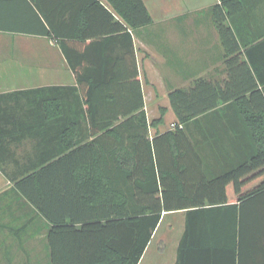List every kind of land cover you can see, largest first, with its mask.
I'll list each match as a JSON object with an SVG mask.
<instances>
[{
    "label": "trees",
    "instance_id": "trees-1",
    "mask_svg": "<svg viewBox=\"0 0 264 264\" xmlns=\"http://www.w3.org/2000/svg\"><path fill=\"white\" fill-rule=\"evenodd\" d=\"M109 2L132 28L152 21L142 0ZM240 4V0H220L212 7L228 72L225 88L223 82L200 78L188 88L170 90L177 119L170 130L149 137L137 64L130 80L134 104L111 108L105 102V107H98L90 92L110 87L121 78L100 81L80 74L68 60L79 88L90 87L88 94L82 92L86 107L70 114L88 119L87 133L72 137L68 133L80 126L61 125L51 155L44 140L34 155L14 157L8 151L13 141L7 138L20 143L23 138L37 137L46 124L13 118L64 116L59 103L52 109L41 103L32 108L29 99L22 105L17 101L16 108L0 110V170L20 195L17 203L28 204L33 216L45 221L50 264H138L162 213L179 210L185 211V223L175 264H254L256 249L262 250L259 255L264 264V170L259 167L264 163V126L247 122L243 128L251 138L240 141L238 123L207 117L217 111L219 103L239 102L246 93L251 98H244L245 102L258 95L264 103L258 91V81L264 83V78L254 77V66L240 59L241 44L229 25L240 12ZM63 5L62 0L56 5L52 0H0V31L59 39L64 50V39L72 36L61 32L55 21ZM129 40L133 53L131 36ZM113 102L114 95L109 93L106 103ZM160 122L161 118L152 125ZM220 148L241 149L245 154L225 158L230 162L220 171H208L209 157L200 152ZM10 163L12 169L5 166ZM201 166H205L202 174L194 176L193 168ZM229 177L240 178L246 185L235 188L236 202L227 198L225 180ZM193 180L214 186L193 188ZM19 225L16 228L29 227L26 219Z\"/></svg>",
    "mask_w": 264,
    "mask_h": 264
},
{
    "label": "crops",
    "instance_id": "crops-1",
    "mask_svg": "<svg viewBox=\"0 0 264 264\" xmlns=\"http://www.w3.org/2000/svg\"><path fill=\"white\" fill-rule=\"evenodd\" d=\"M52 1L55 5L60 2ZM142 1L152 21L146 26L132 28L114 10L109 0H97L96 4H90V0H62L63 12L55 16L56 25L62 28L61 32L72 36L64 39V50L59 39L0 31V110L16 108L17 101L22 105L25 100L30 99L32 108L41 103V107L48 104V108L52 109L59 103L65 113L64 116H53L50 113L47 118H13L16 121H30L32 124H46L47 128L40 130L37 137L21 138L20 143L14 138H7L14 142L8 146L9 155L19 158L32 156L42 149L39 144L44 140L47 142V153L53 154L56 142L59 141L57 135H60L61 125L72 123L80 126L77 131L68 133L69 136L86 135L88 119L70 114L86 107L82 101V92L88 94L90 87L84 84L79 88L68 60L76 65L80 74L93 75L100 81L108 77L121 78L120 81H113L110 87H97L90 92L98 107H105L106 104L111 108H129L134 104L135 90L130 80L137 64V79L150 138L157 131L164 132L174 128L177 122L168 96L170 90L188 88L200 78L213 83L223 82L225 88L228 72L225 68L224 51L212 20V7L219 4L220 0ZM240 1V12L229 25L236 30L241 44L240 59L249 66H254L251 69L254 77L264 78V0ZM129 36L132 39L133 53ZM258 91L264 96V83L259 81ZM109 93L114 95V102L111 104L106 103ZM244 98L250 99V93H246ZM244 98L239 102L219 103L217 111L207 116L209 119L219 118L238 123L240 141L251 138L246 127L243 128L247 122L264 126V103L261 96L252 97L249 103ZM161 110H164L163 114ZM159 118L161 122L152 125ZM120 120L122 118L114 123ZM90 139L91 137L87 138ZM200 153L209 157V167L206 166L208 171H220L222 166L230 162L225 158L237 153L244 155L245 151L220 148ZM5 166L8 169L14 167L12 163ZM259 167L264 170V163ZM204 169L205 166L193 168L192 174H202ZM1 174L0 170V188L12 185ZM238 179L229 177L225 180L227 198L232 200L229 202H236L235 188L242 189L246 186L244 181ZM211 183L203 180L191 182L193 188L211 187ZM15 207L14 205V210ZM31 217L32 220L26 219L29 227L19 229L16 225L25 219H21L18 213L12 212L7 217V222L14 228L5 226L3 221L6 219L0 215V264H40L41 253L44 254V262L50 264L46 223L42 218ZM167 217L171 220L167 223L166 234L172 233L176 228L177 237L171 254L163 261L160 256L163 257L166 253V237L155 236ZM184 223V210L162 213L138 264H175ZM255 253L254 264H262L263 258L259 255L262 250L256 249Z\"/></svg>",
    "mask_w": 264,
    "mask_h": 264
},
{
    "label": "rangeland",
    "instance_id": "rangeland-1",
    "mask_svg": "<svg viewBox=\"0 0 264 264\" xmlns=\"http://www.w3.org/2000/svg\"><path fill=\"white\" fill-rule=\"evenodd\" d=\"M17 196H20V195H18V193L13 189L12 185L8 184V186H4L3 188H0V215L5 217L6 221L5 222L3 221V223L5 224V226H7V227L9 226L10 228H14V227H13V225H11V223L7 222L8 221L7 217H8V215H11L12 212L18 213L20 215L21 219H23V218L27 219V217L34 215L31 208L28 206V204L23 202V205H19V203H17V201H18ZM14 205L16 206L15 210H14ZM170 220H171L170 217H167V219L161 225L160 229H158L156 236H155V238H158L161 235H164L166 237V240H165L166 243L164 245V247L166 249V253L163 257L160 256V260H163V261H165L169 257V255L171 254L172 245L175 242L176 237H177L176 228L173 229L174 231L172 233L166 234V229H168L167 223ZM20 222L22 223L21 220H20ZM40 247H42V245ZM161 258H163V259H161ZM44 260H45L44 254L41 253L40 254V261H41L40 264H46L44 262Z\"/></svg>",
    "mask_w": 264,
    "mask_h": 264
}]
</instances>
